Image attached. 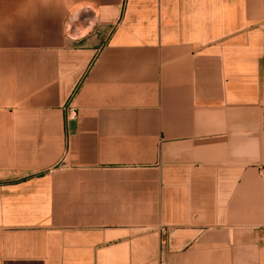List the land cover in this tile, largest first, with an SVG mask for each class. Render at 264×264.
Returning <instances> with one entry per match:
<instances>
[{"label":"crops","instance_id":"crops-1","mask_svg":"<svg viewBox=\"0 0 264 264\" xmlns=\"http://www.w3.org/2000/svg\"><path fill=\"white\" fill-rule=\"evenodd\" d=\"M161 263L264 264V0H0V264Z\"/></svg>","mask_w":264,"mask_h":264},{"label":"built area","instance_id":"built-area-1","mask_svg":"<svg viewBox=\"0 0 264 264\" xmlns=\"http://www.w3.org/2000/svg\"><path fill=\"white\" fill-rule=\"evenodd\" d=\"M69 116L72 118L76 117V110L73 107L72 103L69 104ZM161 264H164V263H161Z\"/></svg>","mask_w":264,"mask_h":264}]
</instances>
